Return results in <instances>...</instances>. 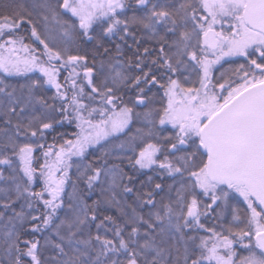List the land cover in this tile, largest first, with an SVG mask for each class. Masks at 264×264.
I'll return each instance as SVG.
<instances>
[{"label":"snow or ice","instance_id":"1","mask_svg":"<svg viewBox=\"0 0 264 264\" xmlns=\"http://www.w3.org/2000/svg\"><path fill=\"white\" fill-rule=\"evenodd\" d=\"M0 264H264V0H0Z\"/></svg>","mask_w":264,"mask_h":264},{"label":"trees","instance_id":"2","mask_svg":"<svg viewBox=\"0 0 264 264\" xmlns=\"http://www.w3.org/2000/svg\"><path fill=\"white\" fill-rule=\"evenodd\" d=\"M146 43V42H145ZM135 127V126H134ZM134 130V128H133ZM74 131V128L69 126V125H64L63 127H58L56 129V131L54 133H51L49 136H48V141L51 142L52 141V137L59 134V133H68L69 135L71 134V132ZM36 155H39V153H37ZM89 159H92V157H90ZM150 174V173H149ZM146 177H142V179H145ZM36 190H39V184L36 185ZM95 198V197H93ZM114 211V210H113ZM231 217H229L230 219Z\"/></svg>","mask_w":264,"mask_h":264},{"label":"flooded vegetation","instance_id":"3","mask_svg":"<svg viewBox=\"0 0 264 264\" xmlns=\"http://www.w3.org/2000/svg\"><path fill=\"white\" fill-rule=\"evenodd\" d=\"M146 43H147V42H146ZM227 67H229V65L226 64V65H225V68H227Z\"/></svg>","mask_w":264,"mask_h":264},{"label":"rangeland","instance_id":"4","mask_svg":"<svg viewBox=\"0 0 264 264\" xmlns=\"http://www.w3.org/2000/svg\"><path fill=\"white\" fill-rule=\"evenodd\" d=\"M145 42H147L146 40H145ZM15 79V78H14ZM38 185V184H37Z\"/></svg>","mask_w":264,"mask_h":264}]
</instances>
